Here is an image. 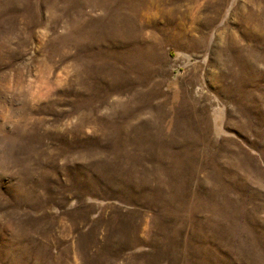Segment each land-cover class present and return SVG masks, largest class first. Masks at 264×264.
Wrapping results in <instances>:
<instances>
[{"label": "rangeland", "instance_id": "1", "mask_svg": "<svg viewBox=\"0 0 264 264\" xmlns=\"http://www.w3.org/2000/svg\"><path fill=\"white\" fill-rule=\"evenodd\" d=\"M0 264H264V0H0Z\"/></svg>", "mask_w": 264, "mask_h": 264}]
</instances>
